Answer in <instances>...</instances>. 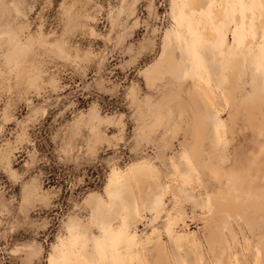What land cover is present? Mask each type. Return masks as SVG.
<instances>
[{
	"label": "rangeland",
	"instance_id": "rangeland-1",
	"mask_svg": "<svg viewBox=\"0 0 264 264\" xmlns=\"http://www.w3.org/2000/svg\"><path fill=\"white\" fill-rule=\"evenodd\" d=\"M188 2L0 0V264H264V0Z\"/></svg>",
	"mask_w": 264,
	"mask_h": 264
},
{
	"label": "crops",
	"instance_id": "crops-1",
	"mask_svg": "<svg viewBox=\"0 0 264 264\" xmlns=\"http://www.w3.org/2000/svg\"><path fill=\"white\" fill-rule=\"evenodd\" d=\"M182 191L181 192H184V194L185 195H187V197H189L190 196V192L189 191H186V189H181ZM206 190H210L209 188L208 189H206ZM178 192H179V189H178ZM171 197V196H170ZM105 198H107V197H105L104 196V198H103V201L105 200ZM103 201H102V203H103ZM173 200L171 199L170 201H169V203H171ZM101 204V203H100ZM100 204L99 205H97L95 208H97V207H100ZM112 213V212H111ZM206 213V212H205ZM204 212H203V214H205ZM107 214H109V212L107 213ZM105 215L106 217H108V215ZM109 218V217H108ZM148 219H149V217H147ZM102 221V220H101ZM149 222V221H148ZM136 220H134V222H133V225L132 226H130V225H128V224H126V228H125V231L128 229L129 230V232L130 233H132V234H137L136 235V238H138V239H145V234L143 233V231H145V229H146V225L148 224H146V225H144V226H138L137 228H136ZM102 226H103V229H104V231H102V237L103 238H105V237H108L109 235H112V232H111V230L113 229V225H109L107 222H104V221H102V224H101ZM81 229H82V231H85V226H84V224H82L81 225ZM131 228L132 229H134V231L135 232H131L130 230H131ZM136 228V229H135ZM222 234V231H219L217 228H216V226H215V228L213 227L211 230H206L205 231V233H204V236H205V238H204V241H203V243H207L209 246L210 245H212V247H217V243H216V241L218 240L217 238H219L220 236H221V234ZM138 234H141V235H139V237H137L138 236ZM77 236H80L81 238H83L84 237V233H79V235L77 234ZM222 237H223V234H222ZM221 238V237H220ZM159 239H161V237L159 236V235H157L156 237H155V239H152V243H151V246H149V247H145L146 249H148L149 251H158V249L156 248L157 247V241L159 240ZM100 248H102L101 246H100ZM211 250H213V248L211 249ZM66 254H65V252H62L61 253V255L58 257V259H57V264H62V262L65 260V262L66 261H68V260H71V259H69V258H67V259H64V256H65ZM86 256H87V259L89 260V254L87 253L86 254ZM151 256H153L152 258H151V264H157V262H159L161 259H160V256H158L157 257V254H151ZM150 262V261H149Z\"/></svg>",
	"mask_w": 264,
	"mask_h": 264
},
{
	"label": "bare ground",
	"instance_id": "bare-ground-1",
	"mask_svg": "<svg viewBox=\"0 0 264 264\" xmlns=\"http://www.w3.org/2000/svg\"><path fill=\"white\" fill-rule=\"evenodd\" d=\"M208 3H210V0H189V2H188L189 7L193 8V9H197L199 6H205ZM220 13H221L220 9H216L213 7V18L214 19L220 18ZM261 25L263 26L264 24L261 23ZM206 34L213 38V34L211 32L206 31ZM247 44H249V40L246 41V45ZM201 92H202L203 97L205 98L206 102L210 105H213L214 104L213 99L204 87H201ZM210 170H211V173L214 174L215 170L213 168H211ZM212 203L214 204L215 208H217V210H219L218 212H216L217 210H215L214 213H219L221 211H226L228 213H235V214L239 213V207L233 201H227V202L225 201L224 192H221L218 195V197L214 198V200H212ZM214 213H212V214H214ZM238 215L239 214H236L235 215L236 217L230 215V217L233 220H237ZM105 218L107 219L108 217H105ZM160 264H163V262L162 263L160 262Z\"/></svg>",
	"mask_w": 264,
	"mask_h": 264
}]
</instances>
